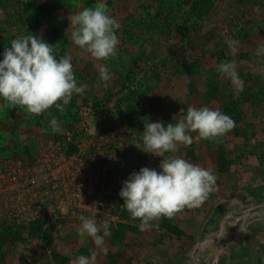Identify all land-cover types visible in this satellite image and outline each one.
<instances>
[{
    "label": "rangeland",
    "instance_id": "obj_1",
    "mask_svg": "<svg viewBox=\"0 0 264 264\" xmlns=\"http://www.w3.org/2000/svg\"><path fill=\"white\" fill-rule=\"evenodd\" d=\"M97 2L0 0V60L17 36L35 34L58 44V56L71 57L77 85L86 86L82 94H73L69 105L75 120L69 124L63 118L62 133L50 127V120L61 115L55 107L41 115L20 107L0 108V163L21 162L23 174L35 182L30 189L42 197L50 191L59 210L49 217L43 206L37 221L19 227L8 217L11 209L0 194V234L6 240L0 264H56L55 253L69 257L71 264L93 252L94 264H113L111 255L119 256L116 264H264V55H257L264 45V0H211L207 14L198 9L200 0H110L109 14L120 28L117 55L107 61L83 52L67 31L71 15ZM232 40L238 42L235 54L228 43ZM225 61L236 64L243 81L239 94L217 70ZM99 63L108 67L109 81L100 79ZM129 73L135 77L131 85L145 93L142 119L136 124L124 121L118 111L120 103L125 106L121 88ZM210 74L222 80L216 84L218 107L207 102L214 89L208 84ZM230 100L240 110L232 131L216 140L190 133L191 145L179 144L175 153L164 154L211 169L216 176L213 191L200 207L140 231V221L131 218L119 192L142 167L160 171L162 158L142 150L148 118L167 126L182 119L189 106L222 112ZM220 155L225 157L221 165ZM20 191L14 189L10 197ZM75 194H92L96 202L103 201L106 213L116 199L112 212L84 215L98 225L107 222L108 234L103 229L100 233L102 246L79 237L80 215H68V201Z\"/></svg>",
    "mask_w": 264,
    "mask_h": 264
},
{
    "label": "clouds",
    "instance_id": "obj_2",
    "mask_svg": "<svg viewBox=\"0 0 264 264\" xmlns=\"http://www.w3.org/2000/svg\"><path fill=\"white\" fill-rule=\"evenodd\" d=\"M70 39L74 45L89 54L96 61H107L117 55L119 44L116 31L119 22L109 14L104 0H98L93 7L84 8L69 17ZM233 54L237 41H229ZM58 45V44H57ZM53 46L35 34L17 36L10 46L3 50L0 60V108L20 107L32 115H41L55 107L65 111L73 94H82L86 86L77 85L70 56H58ZM264 55V45L257 51ZM100 79L109 81L108 67L96 65ZM218 72L229 78L237 94L243 90L234 62H222ZM54 133L63 129L57 118L50 120ZM235 127L234 120L219 109L189 106L186 115L178 122H149L144 124L143 151L161 157L160 171L142 167L124 181L119 196L123 206L134 220H139L140 231L153 227L161 218L172 219L187 209L200 207L213 191L216 176L211 169L200 167L180 156L165 157L175 153L179 144L191 145L190 133H197L204 140H216ZM79 237H90L96 246L104 244L103 229L108 234V224H97L95 219L80 215ZM158 227V224H156ZM96 253L80 255L71 264H94Z\"/></svg>",
    "mask_w": 264,
    "mask_h": 264
},
{
    "label": "built area",
    "instance_id": "obj_3",
    "mask_svg": "<svg viewBox=\"0 0 264 264\" xmlns=\"http://www.w3.org/2000/svg\"><path fill=\"white\" fill-rule=\"evenodd\" d=\"M12 164L10 162L0 163V194L3 201L7 202L6 206L11 209L8 217H14L15 223L19 227H30L32 223L38 220L40 215L39 210L43 206L47 208V212L46 210L44 211L49 217L54 212L59 211L58 207L55 206L54 195L48 191L46 192L47 196L42 197L38 192L32 191L30 186L35 182L23 174L22 163L17 162L14 165ZM48 169L52 174V168L49 167ZM50 173L46 172L45 174L47 182H49V178H52ZM17 188L21 189V191L17 195L10 197V193ZM7 200L12 202V204H9ZM61 200L66 203V197H62ZM0 204L2 205V203ZM68 205V215L75 217L76 214H83V216L87 214L95 218L112 212L116 206V199L109 202L110 208L107 213L105 207H103L105 205L103 201L96 202L92 194H89V198L81 196V194H75L74 198L68 201ZM61 213L66 216V211Z\"/></svg>",
    "mask_w": 264,
    "mask_h": 264
},
{
    "label": "trees",
    "instance_id": "obj_4",
    "mask_svg": "<svg viewBox=\"0 0 264 264\" xmlns=\"http://www.w3.org/2000/svg\"><path fill=\"white\" fill-rule=\"evenodd\" d=\"M202 3L200 4V7L198 8L202 14H207L209 13L210 10V4H211V0H200ZM50 25L53 27L54 31L57 32L56 28H55V23H50ZM133 73H129L125 80L122 82V88H121V94H124L123 98L121 99V102L125 103L124 105H121V103L118 105V111L120 114H122V118L124 121H132V124H136L140 119H142V115H141V110H140V102L141 100H143V98L145 97V93L141 90L140 87L137 86H132L131 84H133V79H135V77L133 76ZM130 82V83H129ZM218 95V91H217V87H215L213 90H211V96L216 97ZM126 108V113H124V108ZM73 104H68L65 108V111L63 113H61V115L58 116V121L61 123L62 119L64 118L66 123L70 124V120L73 119L75 120V116L73 114ZM224 114L230 116L232 119H235V114L240 116V113L238 112V104L237 102L233 101L230 104H226L224 106ZM148 120L151 122V118H148ZM220 150L224 151V147H222ZM219 162L220 165L224 163V159L225 157L223 155H220L219 157ZM33 230L35 232H39V229L37 228V226H34ZM51 241V240H49ZM6 240L3 238V235L0 234V250L3 248V246L5 245ZM55 261L58 264H67V262L69 261V257H67L66 255H61L59 253H55L54 255ZM116 259L114 260L113 264H116L117 262V258H119V256L117 255H111L110 259Z\"/></svg>",
    "mask_w": 264,
    "mask_h": 264
},
{
    "label": "crops",
    "instance_id": "obj_5",
    "mask_svg": "<svg viewBox=\"0 0 264 264\" xmlns=\"http://www.w3.org/2000/svg\"><path fill=\"white\" fill-rule=\"evenodd\" d=\"M110 0H104V2L105 3H107V2H109ZM121 3H123V1H121ZM210 71H211V69H210ZM193 73V72H192ZM210 76L212 77V78H210V80L208 81V84L210 85V84H213V86H214V88L215 87H217V85L218 84H220V81H222L219 77H216V78H214V76L215 75H213L212 76V74H210ZM223 77V76H222ZM217 84V85H216ZM211 86V85H210ZM220 96H219V93H218V95L216 96V97H213V96H211V98L210 99H208V101L207 102H211L212 103V105L214 106V107H218L219 106V103H218V99H221V97L219 98ZM226 101H228V100H226ZM234 100H230V102H233ZM217 102V103H216ZM229 102V101H228ZM222 103H223V101H222ZM217 104H218V106H217ZM227 103H223V105L225 106ZM224 106L222 107V113L224 114ZM216 109V108H215ZM214 109V110H215ZM238 111H240L239 110V105H238ZM108 258V257H107ZM54 260H55V258H54ZM56 264H58L57 262H56Z\"/></svg>",
    "mask_w": 264,
    "mask_h": 264
}]
</instances>
